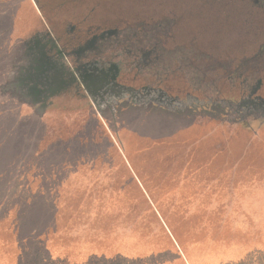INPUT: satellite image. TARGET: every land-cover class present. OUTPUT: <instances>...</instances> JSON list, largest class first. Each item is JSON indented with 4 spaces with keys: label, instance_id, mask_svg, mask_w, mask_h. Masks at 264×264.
<instances>
[{
    "label": "rangeland",
    "instance_id": "rangeland-1",
    "mask_svg": "<svg viewBox=\"0 0 264 264\" xmlns=\"http://www.w3.org/2000/svg\"><path fill=\"white\" fill-rule=\"evenodd\" d=\"M118 250L264 264V0H0V264Z\"/></svg>",
    "mask_w": 264,
    "mask_h": 264
},
{
    "label": "trees",
    "instance_id": "trees-1",
    "mask_svg": "<svg viewBox=\"0 0 264 264\" xmlns=\"http://www.w3.org/2000/svg\"><path fill=\"white\" fill-rule=\"evenodd\" d=\"M153 21L161 23V18H154ZM137 38H138V40L136 41L135 50H134V53H133V56H132L133 60L137 61L139 51H141L142 49L148 47L147 48L148 50L146 51V53L148 55V58L146 59L145 62H146V64L147 63L151 64L154 61V59L157 57V55L158 54L160 55L159 51H158V54L156 55V48H157L158 44L160 43V41L156 43L155 40H153V39H151V40L146 39L147 37H141V38L137 37ZM140 39H142V40H140ZM143 40H144V43H143ZM157 40H159V39H157ZM160 47H161V45H160ZM194 69H196V71L198 72V66L193 67L192 70H194ZM40 193L44 196V192H40ZM54 205L56 206V204H54ZM50 230H51V228H48V230H47L48 232H44L45 231L44 230L43 232L39 233V235H38L39 241H43V240H40V239H42V237L44 235H48ZM35 231H36V229L34 230V232ZM44 241L46 243L45 245H43L44 249L46 250V252L48 250V253H49L50 252L49 251L50 250L49 246H48L46 240H44ZM49 258L51 259V256H48V254H47V257L45 256L42 259L45 261V259L50 260ZM135 258H139V257H134V256H131L128 253H125V252H123L121 250H118L113 255H109V254H106V253L97 254V258L96 259H97V264H132V262H134V260H136ZM86 263L87 262H85L84 264H86Z\"/></svg>",
    "mask_w": 264,
    "mask_h": 264
}]
</instances>
